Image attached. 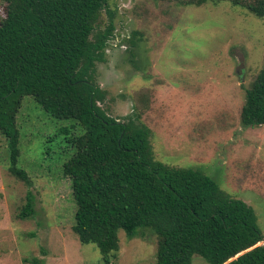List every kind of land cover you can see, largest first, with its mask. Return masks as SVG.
Masks as SVG:
<instances>
[{
	"label": "rangeland",
	"instance_id": "rangeland-1",
	"mask_svg": "<svg viewBox=\"0 0 264 264\" xmlns=\"http://www.w3.org/2000/svg\"><path fill=\"white\" fill-rule=\"evenodd\" d=\"M3 7L0 0V19ZM108 8L116 28L107 61L96 68L106 93L102 107L119 119L141 110L160 158L204 170L252 205L264 229V125L245 128L240 119L244 86L264 63V18L229 2L183 7L109 0ZM108 23L103 11L102 26ZM18 124V164L33 185L10 175L8 140L0 131V264L35 256L45 264H101L98 247L82 244L73 231L76 202L63 173V128L79 134L81 127L51 116L32 96L25 97ZM28 189L36 213L21 219ZM119 236L117 264H156L157 236L150 230L140 228L133 238L121 230ZM192 264L208 262L194 254Z\"/></svg>",
	"mask_w": 264,
	"mask_h": 264
},
{
	"label": "trees",
	"instance_id": "trees-1",
	"mask_svg": "<svg viewBox=\"0 0 264 264\" xmlns=\"http://www.w3.org/2000/svg\"><path fill=\"white\" fill-rule=\"evenodd\" d=\"M159 1L183 7L229 2L264 18V0ZM2 2L0 131L8 140L10 175L33 185L18 164V114L32 96L51 116L82 129L76 134L63 128V173L76 202L73 231L82 244L98 247L101 264H117L121 230L133 238L140 228L157 236L156 264H192L194 254L208 264H264V229L252 205L201 168L160 158L141 110L119 119L102 107L106 93L95 75L115 34L109 0ZM103 11L109 14L105 27ZM244 90L243 127L264 125V63ZM35 213V194L28 189L18 217ZM23 262L45 264V258Z\"/></svg>",
	"mask_w": 264,
	"mask_h": 264
}]
</instances>
